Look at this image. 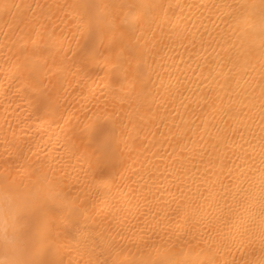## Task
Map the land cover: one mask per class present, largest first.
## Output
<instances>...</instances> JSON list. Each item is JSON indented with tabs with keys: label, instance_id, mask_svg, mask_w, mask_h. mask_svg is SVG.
I'll use <instances>...</instances> for the list:
<instances>
[{
	"label": "bare ground",
	"instance_id": "6f19581e",
	"mask_svg": "<svg viewBox=\"0 0 264 264\" xmlns=\"http://www.w3.org/2000/svg\"><path fill=\"white\" fill-rule=\"evenodd\" d=\"M0 0V191L32 264H264V10Z\"/></svg>",
	"mask_w": 264,
	"mask_h": 264
},
{
	"label": "clouds",
	"instance_id": "9594fccd",
	"mask_svg": "<svg viewBox=\"0 0 264 264\" xmlns=\"http://www.w3.org/2000/svg\"><path fill=\"white\" fill-rule=\"evenodd\" d=\"M253 6L264 10V0H254ZM254 43L264 45V17L261 18L260 35ZM26 201L16 200L12 195L0 191V264H32L27 252L30 242L24 224L18 219Z\"/></svg>",
	"mask_w": 264,
	"mask_h": 264
}]
</instances>
